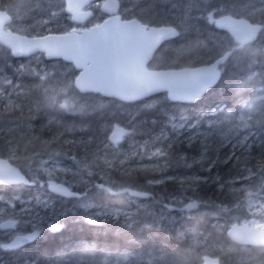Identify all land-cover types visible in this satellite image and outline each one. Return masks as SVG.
I'll use <instances>...</instances> for the list:
<instances>
[{
	"label": "snow or ice",
	"instance_id": "obj_1",
	"mask_svg": "<svg viewBox=\"0 0 264 264\" xmlns=\"http://www.w3.org/2000/svg\"><path fill=\"white\" fill-rule=\"evenodd\" d=\"M94 2L50 0L47 7L39 8L40 17L30 27L14 29L17 17L12 12L20 5L0 0V43L7 46L9 55L39 54L69 62L63 72L39 63L21 64L17 72L32 79L27 90L12 79H0V117L14 125L8 134L0 126V221L11 210V218L0 222V229L6 230L0 234V251L17 250L42 234L62 233L70 221L121 224L117 236L130 243L148 244L151 233L159 230L158 222L171 232L177 224L209 215L200 212L209 203L200 194L215 186L220 194H230L232 201L231 207L221 203L218 211L211 213L217 217L212 228L243 246L249 260L259 257L264 264V71L258 77L261 86L253 83L257 73L250 67L246 78L228 80L226 98L214 107L194 117L183 113L167 116L154 134H150V126L156 121L145 118L154 97L195 103L221 82L231 64H251L257 50L264 55V0H147V8L135 0H104L95 5L94 11L99 10L100 15L82 11L93 8ZM61 18L66 27L59 23ZM15 31L23 34L15 35ZM193 34L194 44L170 46L174 39L186 40ZM201 49L192 65L179 63L185 52ZM249 88L250 93L246 91ZM37 92L39 96L32 102ZM56 113L95 115L98 119L95 129L87 132L48 119L41 131L50 126L62 131L41 140L35 135L33 121ZM205 120L207 128L200 131ZM17 132L22 133L19 141ZM66 134L71 138L63 139ZM142 134H150L149 140L124 148V142ZM37 142L39 147L34 146ZM189 150L198 152V159L192 156L191 160L200 164L201 174L145 177L146 186L172 182L181 190L179 194L158 198L145 185L133 187L124 180L133 174L138 178L141 172L164 173L172 162L187 164ZM21 156L35 163L24 170L14 166ZM65 158L71 165L64 163ZM116 172L120 176L113 179ZM75 178L82 186L80 191L73 190ZM37 183L49 198L25 201L18 189L9 191L7 187ZM92 190L101 198L107 194L127 203L119 207L92 203ZM53 195L82 200V212L57 211ZM241 209L254 218L240 224L237 215L232 217L237 223L219 222L221 216ZM21 214L28 219L21 220ZM188 235L199 233L180 232L178 239ZM192 251L193 264L195 260L229 264L232 249H221L223 254L215 260ZM87 254H93L90 248ZM103 256L93 264H172L162 251L148 260L127 253L113 258L106 252ZM58 264L82 261L61 258Z\"/></svg>",
	"mask_w": 264,
	"mask_h": 264
},
{
	"label": "trees",
	"instance_id": "obj_2",
	"mask_svg": "<svg viewBox=\"0 0 264 264\" xmlns=\"http://www.w3.org/2000/svg\"><path fill=\"white\" fill-rule=\"evenodd\" d=\"M5 3H8L9 0H4ZM16 3L18 0H12ZM136 3H139L141 7L147 8V0H135ZM46 7L45 3L39 1L35 8H31L32 11H27L24 16H26V21L31 22L40 17L39 8ZM99 10L95 11V15H99ZM12 14L15 16V12ZM196 39L195 34L191 35L186 40L174 39V42L170 45L172 48H179L185 44H194ZM260 48V45H257V49ZM203 49L193 50L191 52H185L182 55L179 63L184 66H190L193 62L197 61L199 56L202 54ZM20 59L25 58H16L9 55L7 47L0 44V79H12L14 83L21 84L25 90L32 85L31 77L27 75H22L17 72V65ZM42 65H45L49 70L58 71L65 69L69 65L62 60H46L45 57H41ZM158 62V61H157ZM15 63V64H14ZM198 66V65H195ZM253 67L257 73V78L253 81L257 87L261 86L259 82V73L264 71V55L257 50L254 55V59L251 64H246L244 61L231 64L227 69L226 76L222 77L221 82H219L214 88H212L202 99L196 103H179L164 100L159 97H154L151 101L152 108L148 110V115L145 117L149 120H155L156 124L150 126V134H154L159 131L161 124L165 122V118L171 115H179L181 113L194 117L199 115L202 112L207 111L209 108L214 107L217 101L223 100L226 98L227 94V82L230 78H246L249 73V68ZM248 93L251 92V88L246 90ZM39 93H33L32 102L38 98ZM162 96V94H161ZM131 110V107L128 108ZM51 113V110H49ZM48 119H58L60 123L74 127L76 129L84 128L85 132L88 129H95V121L98 119L95 115L89 116H80L72 115L68 113H56L50 114L46 118L38 117L37 120L33 121V129L35 135L40 136L41 140L51 139L54 135L58 134L62 129H58L55 126H50L49 130L41 131L42 125H47ZM194 122V121H193ZM208 125V121L205 120L202 122V127L200 131H205ZM0 126L3 127L4 133L8 134V130L13 128L14 125L9 122L6 118L0 117ZM27 131V129L25 130ZM150 134L137 135L134 140H128L124 142V148L128 149L130 146L136 143H143L148 138ZM22 133L17 132L15 134L17 141L20 140ZM28 135L31 136L32 132H28ZM78 135H81L78 133ZM71 138L68 134L63 137V139ZM27 144V141L24 142ZM24 145H22L23 147ZM34 146L39 147V142ZM32 147V146H29ZM198 152L189 150L187 164H192L191 157L196 156L198 159ZM25 158L21 156L19 160L15 162V165L20 167L22 170L26 168L25 165L29 164L24 163ZM66 161H69L65 158ZM26 162V161H25ZM145 163H151L150 161H145ZM25 164V165H24ZM185 161L172 162L169 167L165 170L164 173L154 174L151 172H141L139 177L135 174L132 176L124 177V180L132 185L133 187H138L139 185L146 186L145 177L156 175L160 176H173V177H182V176H192L201 174L200 164H192V167H188ZM135 165H133L134 167ZM120 173L116 172L113 174L112 178H119ZM9 191L17 190V194L22 200H31L35 197L49 198L47 190L41 187L38 183L34 186H7ZM82 186H74L73 190L80 191ZM147 190L151 191L152 194L158 198H163L164 196L179 194L180 189L177 185L172 182H167L163 185L157 186H146ZM92 203H106L111 206H122L127 203L126 199L121 197H111L109 198L107 194L103 198L95 191L92 190L90 193ZM201 197L209 201L206 207H202L200 212L208 213L206 216H197L193 218L190 222L183 224H177L175 228L169 232V230L163 226L162 222H158L157 228L158 231L154 230L151 233V240L148 244H136L130 243L123 236H117V233L122 231L121 224L107 223L104 225H88L83 222H72L68 223V227L62 231V233L57 234H42V238H38L32 243L23 245L17 250L14 251H0V264H58L61 258L67 260L79 259L82 261V264H93L95 261H100L104 258L103 254L106 252H111L113 258L121 253H127L132 257L142 256L145 260L151 258V256L163 252L165 258L172 262V264H193V249L200 251L201 255L210 254L214 256H221L223 253L221 249H229L232 251L228 253L229 264H262V258H255L249 260V253L243 250V246L236 245L226 233H221L220 231L213 229L212 225L217 222V217L212 216L211 213L218 211L217 205L221 203L227 204L231 207L232 197L230 194H220L215 186L205 188L201 192ZM54 201L53 207L57 211L63 210H73L77 212H82L80 205L83 203L82 200L68 198L51 197ZM147 202V201H145ZM133 210H135V202L132 205ZM241 210H234L228 216H221L219 218L220 223L228 221L229 223H234L233 216H235ZM11 218V211L5 214V219ZM146 217L142 214L141 219ZM183 228V230H180ZM193 230L201 234L203 239H206L209 243H212V247L208 251H201L197 247H194L193 242L189 236L184 240L178 239L179 233L184 232V230ZM125 235H130L126 233ZM147 235V233H145ZM139 239H143V236H138ZM59 242V243H56ZM91 249L92 255L87 254V249ZM202 249L201 247H199ZM255 250H253L254 253ZM195 264H202V261L195 260Z\"/></svg>",
	"mask_w": 264,
	"mask_h": 264
},
{
	"label": "rangeland",
	"instance_id": "obj_3",
	"mask_svg": "<svg viewBox=\"0 0 264 264\" xmlns=\"http://www.w3.org/2000/svg\"><path fill=\"white\" fill-rule=\"evenodd\" d=\"M39 1L44 2L45 5H46V7L50 3V0H18L17 4L20 5V7L18 9L14 10L15 16L17 17V23L13 25V28L14 29H20V28H28V27H30V24L33 23L34 20L31 21V22L26 21L27 18H26V16H24V14L27 12V8L28 7L32 8V9L35 8V6L38 4ZM99 15H100V13H99ZM59 23L62 26H65L66 27V22H65L64 19L61 18L60 21H59ZM17 32H20V31H17ZM20 33H22V32H20ZM41 57H44V56H40L39 54H37L36 56H31V57H28V58H25V59H20L22 61H20L19 63H16V64L14 63V64L19 67L21 64L29 65V66H35L37 63H39V64H41V66H44L45 67V65H42ZM63 71H65V69L60 70V72H63ZM131 110H133V109L131 108ZM147 140H149V138ZM28 162L34 164L35 163V160H26V159L24 160V163H28ZM64 163H66L68 165H71V161L70 160L69 161L64 160ZM77 179L78 178H75L73 180L74 186H78L76 184V180ZM31 200H33V199H31ZM10 211L11 210H8V212H10ZM16 211L19 212V209H17ZM237 215L240 216V220H239V223L240 224L241 223H244L245 220H251V219L254 218V217L248 215L244 209H243L242 212L239 211L235 216H237ZM20 219L21 220H26V219H28V217L23 216L21 214ZM255 219L259 220V215H257V217H255ZM4 220H6L5 219V216H4ZM0 222H2V221H0ZM235 222H237V221L234 220V223ZM180 230H183V228H181ZM4 231H6V230L0 229V234H2ZM184 232L197 233V231H193V230H190V229L184 230ZM188 236H189V238H191L194 247H197V244H199V247H201L202 249H200L199 247H198V249L201 250V251H208V250L211 249V247L213 245L212 243H209L206 239H203L201 237V234H199V235H197L195 237H193V235H188ZM6 239L7 238L5 237V241H6Z\"/></svg>",
	"mask_w": 264,
	"mask_h": 264
},
{
	"label": "water",
	"instance_id": "obj_4",
	"mask_svg": "<svg viewBox=\"0 0 264 264\" xmlns=\"http://www.w3.org/2000/svg\"><path fill=\"white\" fill-rule=\"evenodd\" d=\"M97 1V0H95ZM84 2V0H73V3H82ZM86 8V7H85ZM85 8L82 9V11H84L85 13L89 12V11H92V10H86ZM89 19V18H88ZM88 19H85V21H87ZM84 21V22H85ZM15 35H22L21 33H16L14 32ZM3 44V43H2ZM6 46V45H5ZM47 58V57H46ZM48 59V58H47ZM63 60V59H62ZM65 61V60H64ZM68 62V61H66ZM216 86V85H215ZM214 87V86H213ZM210 90V89H209ZM15 166V165H14ZM217 257H212V256H209V260H215Z\"/></svg>",
	"mask_w": 264,
	"mask_h": 264
},
{
	"label": "bare ground",
	"instance_id": "obj_5",
	"mask_svg": "<svg viewBox=\"0 0 264 264\" xmlns=\"http://www.w3.org/2000/svg\"><path fill=\"white\" fill-rule=\"evenodd\" d=\"M198 66H199V65H198ZM206 94H207V93H206ZM206 94H205V95H206ZM205 95H204V96H205ZM15 166H16V165H15ZM19 168H20V167H19ZM35 185H36V184H35ZM30 186H34V185H30ZM75 191H76V190H75ZM62 198H68V197H62ZM9 219H10V218H9ZM6 220H8V219H6ZM2 222H4V221H2ZM56 243H59V242H56ZM59 244H60V243H59Z\"/></svg>",
	"mask_w": 264,
	"mask_h": 264
},
{
	"label": "flooded vegetation",
	"instance_id": "obj_6",
	"mask_svg": "<svg viewBox=\"0 0 264 264\" xmlns=\"http://www.w3.org/2000/svg\"><path fill=\"white\" fill-rule=\"evenodd\" d=\"M203 97H204V96H203ZM203 97H202V98H203ZM68 199L73 200V199H75V198H70V197H68ZM33 242H34V241H33ZM31 243H32V242H31ZM27 244H28V243H27ZM25 245H26V244H25Z\"/></svg>",
	"mask_w": 264,
	"mask_h": 264
}]
</instances>
